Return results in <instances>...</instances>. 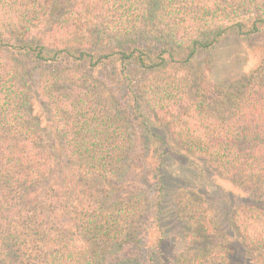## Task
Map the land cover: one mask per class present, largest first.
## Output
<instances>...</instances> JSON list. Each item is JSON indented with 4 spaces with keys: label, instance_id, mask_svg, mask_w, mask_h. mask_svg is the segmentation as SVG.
<instances>
[{
    "label": "trees",
    "instance_id": "trees-1",
    "mask_svg": "<svg viewBox=\"0 0 264 264\" xmlns=\"http://www.w3.org/2000/svg\"><path fill=\"white\" fill-rule=\"evenodd\" d=\"M228 35L264 36V0H0V264H141L168 158L250 194L264 264V49L198 64Z\"/></svg>",
    "mask_w": 264,
    "mask_h": 264
},
{
    "label": "rangeland",
    "instance_id": "rangeland-1",
    "mask_svg": "<svg viewBox=\"0 0 264 264\" xmlns=\"http://www.w3.org/2000/svg\"><path fill=\"white\" fill-rule=\"evenodd\" d=\"M217 46L213 52L203 53L198 64L215 58L213 74L222 81L257 65L264 36L228 35ZM164 171L168 185L164 209L158 218L154 213L145 223L141 264H255L233 220L236 209L251 198L250 194L228 179L201 173L196 166L181 164L175 158L167 159ZM139 192L145 199L153 189ZM198 206V210L207 208L206 218L212 219L208 228L212 233L205 237L200 235V211L193 210Z\"/></svg>",
    "mask_w": 264,
    "mask_h": 264
}]
</instances>
